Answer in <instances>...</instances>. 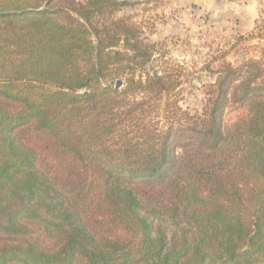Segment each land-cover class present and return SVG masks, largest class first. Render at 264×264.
<instances>
[{"label":"trees","instance_id":"trees-1","mask_svg":"<svg viewBox=\"0 0 264 264\" xmlns=\"http://www.w3.org/2000/svg\"><path fill=\"white\" fill-rule=\"evenodd\" d=\"M55 2L0 0V264H264V47L192 114L127 3Z\"/></svg>","mask_w":264,"mask_h":264},{"label":"rangeland","instance_id":"rangeland-1","mask_svg":"<svg viewBox=\"0 0 264 264\" xmlns=\"http://www.w3.org/2000/svg\"><path fill=\"white\" fill-rule=\"evenodd\" d=\"M87 2L88 0H76ZM126 5L118 8L105 19L124 20L140 29L142 37L154 47L153 57L143 73L162 75L172 71L180 82L173 100L183 111L192 114L202 112L208 86L216 80L226 53V61L234 66L249 59H259L264 40L244 41L236 44L239 37H249L257 21L264 19V0H117ZM55 3H64L57 0ZM125 81L111 80L116 87ZM136 100L146 97L138 92ZM164 107L165 101L160 104ZM242 111L229 109L224 121L227 125L236 122ZM156 118L160 127L176 121L175 115L166 119L150 111V121ZM156 230L169 237L176 231L166 219L149 218Z\"/></svg>","mask_w":264,"mask_h":264},{"label":"water","instance_id":"water-1","mask_svg":"<svg viewBox=\"0 0 264 264\" xmlns=\"http://www.w3.org/2000/svg\"><path fill=\"white\" fill-rule=\"evenodd\" d=\"M120 87H121V82H118L116 88L119 89Z\"/></svg>","mask_w":264,"mask_h":264}]
</instances>
